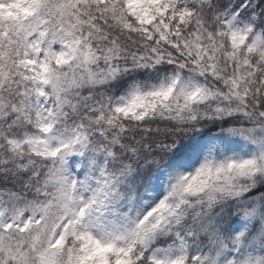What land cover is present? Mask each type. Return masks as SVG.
<instances>
[{"label": "snow or ice", "instance_id": "1", "mask_svg": "<svg viewBox=\"0 0 264 264\" xmlns=\"http://www.w3.org/2000/svg\"><path fill=\"white\" fill-rule=\"evenodd\" d=\"M0 264H264V0H0Z\"/></svg>", "mask_w": 264, "mask_h": 264}]
</instances>
